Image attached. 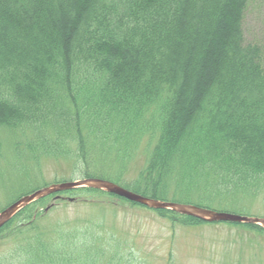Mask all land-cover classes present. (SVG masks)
Wrapping results in <instances>:
<instances>
[{"label":"trees","instance_id":"trees-1","mask_svg":"<svg viewBox=\"0 0 264 264\" xmlns=\"http://www.w3.org/2000/svg\"><path fill=\"white\" fill-rule=\"evenodd\" d=\"M248 5L0 0V133L13 142L10 159L0 136V211L48 185V160L162 201L264 196V50L245 39ZM116 201L148 208L88 187L35 201L0 229V264H143L102 231ZM71 205L89 213L70 218ZM153 210L172 227L207 224Z\"/></svg>","mask_w":264,"mask_h":264},{"label":"rangeland","instance_id":"rangeland-1","mask_svg":"<svg viewBox=\"0 0 264 264\" xmlns=\"http://www.w3.org/2000/svg\"><path fill=\"white\" fill-rule=\"evenodd\" d=\"M243 28L247 43L258 44L264 50V0H249ZM0 136L3 151L11 159L13 142L10 145L5 132L0 133ZM19 141L21 145L25 144L24 140ZM140 162L139 158L133 167ZM43 163H47L43 176L48 185L57 183L55 179L68 182L83 179L77 178L78 173L71 172L67 161L48 160ZM263 198L260 196L213 207L264 218ZM5 203L6 200L1 199L0 204ZM116 203L118 211L108 208L103 225L105 229L102 231H108L123 241L122 253L143 256V264H258V260L264 256V235L251 229L206 221L207 224L197 226L172 227L152 208L132 206L121 201ZM76 210L81 211L79 217L89 213L88 209H74L71 205L67 211L70 218L75 216ZM9 246L4 244L0 247V253L10 252Z\"/></svg>","mask_w":264,"mask_h":264},{"label":"water","instance_id":"water-1","mask_svg":"<svg viewBox=\"0 0 264 264\" xmlns=\"http://www.w3.org/2000/svg\"><path fill=\"white\" fill-rule=\"evenodd\" d=\"M82 187L100 189L105 192L113 193L120 197L126 198L129 201L145 205L152 209L173 210L182 215L192 216L206 222H237L259 225L264 228V218L262 217L218 211L194 204L162 201L135 193L115 182L106 179L86 178L70 182L54 183L20 197L16 201L7 205L4 209H2V211H0V229L6 223H8L19 211L24 209L26 206L34 203L35 201L58 191Z\"/></svg>","mask_w":264,"mask_h":264}]
</instances>
